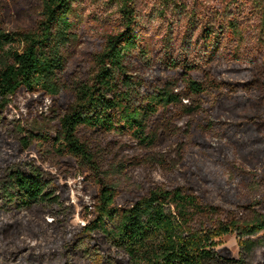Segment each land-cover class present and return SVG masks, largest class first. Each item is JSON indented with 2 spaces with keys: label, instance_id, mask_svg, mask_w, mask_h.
Returning <instances> with one entry per match:
<instances>
[{
  "label": "rangeland",
  "instance_id": "rangeland-1",
  "mask_svg": "<svg viewBox=\"0 0 264 264\" xmlns=\"http://www.w3.org/2000/svg\"><path fill=\"white\" fill-rule=\"evenodd\" d=\"M133 1L147 50L146 60L136 55L131 61V75L144 82L142 95L167 87V82H177L174 91L184 92V69L166 65L175 58L197 64L193 77L198 81L205 79L201 69L206 67L214 80L233 85L224 86L217 103L205 100L201 108L183 98L193 107L191 113L181 106L161 111L149 128L157 135L149 149L125 134L82 128L79 137L95 155L98 173L59 155L50 142L34 138L56 137L59 115L73 100L72 85L91 76L93 54L123 29L118 0H78L65 87L57 97L21 89L0 119V186L10 170H39L60 203L53 216L43 209L18 212L0 198V230L9 224L20 231L8 241L0 235V264H66V245L82 238L95 217L97 177L115 188L122 207L157 183L193 187L204 202L230 211L256 203L264 214V0H198L188 11L164 7L161 0ZM39 11V0H0L8 30L33 28ZM229 19L238 21L241 30L234 34L226 28L212 55L202 32L212 25L219 33ZM209 58L213 61L208 65ZM216 242L221 255H240L235 234ZM80 253L73 264H90Z\"/></svg>",
  "mask_w": 264,
  "mask_h": 264
},
{
  "label": "trees",
  "instance_id": "trees-1",
  "mask_svg": "<svg viewBox=\"0 0 264 264\" xmlns=\"http://www.w3.org/2000/svg\"><path fill=\"white\" fill-rule=\"evenodd\" d=\"M197 1L161 0L164 7L183 11ZM39 2V16L31 29L8 30L0 17V119L21 89L57 97L65 87L69 53L77 34L78 0ZM118 2L123 29L109 35L93 54L91 76L72 85L73 100L59 115L56 137L34 138L50 142L59 155L71 157L96 173L100 168L95 155L79 137L82 128L125 134L149 149L157 138L149 128L161 111L181 106L184 113H191L193 107L183 103V98L199 103L201 108L207 100L217 103L224 86L233 85L217 82L206 67L201 69L205 79L198 81L193 77L198 65L175 58L166 65L184 69V92L174 91L177 82H167V87L142 95L144 82L131 75V61L136 55L146 60L147 50L143 48L134 1ZM226 24L219 33L212 25L202 32L203 43L212 55L217 53L218 39L226 28L234 34L241 30L238 21L229 19ZM212 61L209 58L207 64ZM95 185L99 201L95 217L86 225L82 238L66 245V264H73L78 250L90 264H122L121 258L125 264H264V214L256 203L230 211L204 202L193 187L169 188L156 183L146 195L122 207L116 202L115 188L99 177ZM49 188L39 170H10L0 186V198L18 212L43 209L55 216L60 203ZM19 234L9 224L0 230L7 241ZM227 234L238 238V257L223 256L216 249V239Z\"/></svg>",
  "mask_w": 264,
  "mask_h": 264
}]
</instances>
